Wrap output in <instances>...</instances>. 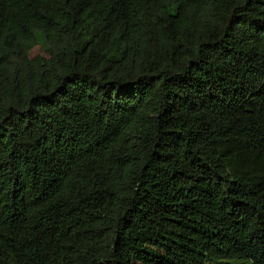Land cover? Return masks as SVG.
<instances>
[{
    "label": "trees",
    "instance_id": "trees-1",
    "mask_svg": "<svg viewBox=\"0 0 264 264\" xmlns=\"http://www.w3.org/2000/svg\"><path fill=\"white\" fill-rule=\"evenodd\" d=\"M0 264H264V0H0Z\"/></svg>",
    "mask_w": 264,
    "mask_h": 264
}]
</instances>
